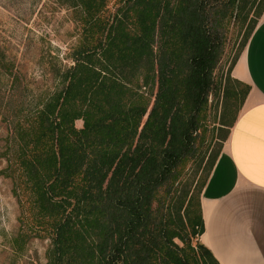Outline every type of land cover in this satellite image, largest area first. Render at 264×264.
<instances>
[{"label": "trees", "instance_id": "1", "mask_svg": "<svg viewBox=\"0 0 264 264\" xmlns=\"http://www.w3.org/2000/svg\"><path fill=\"white\" fill-rule=\"evenodd\" d=\"M109 2L60 0L77 37L34 103L16 100L18 71L0 45V176L23 226L48 239L45 264H220L199 239L200 191L250 90L231 71L264 0L224 76L225 30L245 22L243 0ZM213 100L217 141L196 192L173 209L155 203L204 140Z\"/></svg>", "mask_w": 264, "mask_h": 264}, {"label": "rangeland", "instance_id": "2", "mask_svg": "<svg viewBox=\"0 0 264 264\" xmlns=\"http://www.w3.org/2000/svg\"><path fill=\"white\" fill-rule=\"evenodd\" d=\"M114 1L110 0V8ZM257 3V0H243L245 22H235L234 18L229 21L218 75H225ZM76 37L69 11L60 0H0V45L18 71L16 100L24 105L30 100L34 103L47 92L53 84L52 71L61 60L69 61L64 58ZM0 80V97L4 98L6 81L1 74ZM212 105L207 110L204 140L197 139L195 150L189 151L176 166L177 173L165 177L158 187L155 203L173 209L196 192L207 155L217 141L215 121L220 107L216 109L215 100ZM81 125V120L75 121L76 127ZM2 134L4 123L0 118V137ZM19 210L10 180L0 176V264H45L49 241L35 237L23 226Z\"/></svg>", "mask_w": 264, "mask_h": 264}, {"label": "crops", "instance_id": "3", "mask_svg": "<svg viewBox=\"0 0 264 264\" xmlns=\"http://www.w3.org/2000/svg\"><path fill=\"white\" fill-rule=\"evenodd\" d=\"M231 75L250 90L202 189L199 239L220 264H264V9Z\"/></svg>", "mask_w": 264, "mask_h": 264}]
</instances>
